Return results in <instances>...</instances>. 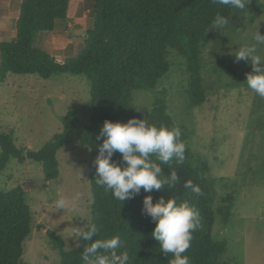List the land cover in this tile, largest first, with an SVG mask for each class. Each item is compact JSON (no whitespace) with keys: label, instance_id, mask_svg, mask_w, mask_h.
I'll list each match as a JSON object with an SVG mask.
<instances>
[{"label":"rangeland","instance_id":"obj_1","mask_svg":"<svg viewBox=\"0 0 264 264\" xmlns=\"http://www.w3.org/2000/svg\"><path fill=\"white\" fill-rule=\"evenodd\" d=\"M260 2V7L236 10L225 30H215L206 45L201 57L206 66L203 105L189 107L187 60L172 50L169 72L155 90L133 93L132 107L141 119H148L154 101L164 97L170 117L188 138L185 144L195 164H208L207 177L215 188L212 239L228 244L223 264H264V98L247 87L250 63L236 62L231 55L257 30L264 35V0ZM93 8L94 0H71L68 22L58 20L53 33L37 34L33 47L62 63L77 57L86 33L94 27ZM17 10L18 0H0V43L15 39ZM258 47L264 54V45ZM70 112L77 113L83 126L91 125L90 84L85 76L61 74L43 80L38 75L8 74L0 79V132H12L20 149L40 151L62 132V118ZM91 155L89 148L75 142L59 150L60 175L51 183L46 182L42 165L31 161L20 164L13 159L0 175V191L22 187L31 209L32 233L24 243L26 264H61L47 230L63 238L67 252L79 248L73 228L92 223ZM61 197L71 201L68 208L56 207ZM229 197L233 202L226 220L218 210L228 205Z\"/></svg>","mask_w":264,"mask_h":264},{"label":"trees","instance_id":"obj_2","mask_svg":"<svg viewBox=\"0 0 264 264\" xmlns=\"http://www.w3.org/2000/svg\"><path fill=\"white\" fill-rule=\"evenodd\" d=\"M71 0H18L17 17L13 28L15 39L0 43V79L8 74L38 75L49 80L54 75L85 76L90 84V126H83L76 112L62 118V132L40 151L20 149L12 132H0V175L11 160L20 164L27 161L42 165L47 183L59 178L57 153L71 143H78L91 150L89 183L93 194L92 223L97 239L120 235L130 252V264H168L171 254L164 256L159 244L151 236L155 223L143 214V199L151 195L155 203L160 197L177 201L187 200L199 212L200 223L190 248L184 253L190 264H223L222 256L227 242H215L212 228L215 211L212 204L215 188L207 177V163L195 164L193 152L186 146L185 161L161 165L163 175L176 171L179 181L175 188L165 186L160 191L143 190L135 198L119 202L111 193L95 183L94 159L98 155L96 139L105 120L126 123L130 118H140L132 107L135 91L152 92L169 72V51H175L187 60L190 73L187 102L197 108L206 102L201 57L215 30L210 29L217 13L230 17L236 10L213 3L212 0H94V27L86 33L84 45L77 57L59 63L49 53L34 48V38L39 33H53L58 20L67 23ZM260 7V0H250L248 7ZM218 74L215 63L212 64ZM141 119V118H140ZM157 126L177 127L168 113L165 98L154 101L148 118ZM181 130V129H180ZM184 143L188 140L181 131ZM114 160H120L116 153ZM155 159V157H152ZM191 180L199 185L202 195H196L184 183ZM233 198L218 213L227 220ZM32 213L22 187L8 192L0 191V264H26L23 261L24 243L32 233ZM43 229V227H39ZM46 235L51 247L57 251L61 264H83V248L67 252L64 240L52 230ZM82 242H79V245Z\"/></svg>","mask_w":264,"mask_h":264},{"label":"clouds","instance_id":"obj_3","mask_svg":"<svg viewBox=\"0 0 264 264\" xmlns=\"http://www.w3.org/2000/svg\"><path fill=\"white\" fill-rule=\"evenodd\" d=\"M232 10L246 11L250 0H212ZM228 16L217 13L211 21L210 29L223 32L229 25ZM264 45V35L257 30L250 40L238 46L231 53L236 62L247 61L251 72L246 73L248 89L258 97L264 98V54L259 47ZM179 127L155 125L148 119L130 118L126 123L105 120L96 139L98 155L94 159L95 183L111 193L112 197L123 202L135 198L143 190L150 193L160 191L167 186L175 188L179 181L176 171L163 175L161 165H170L171 161L183 164L186 157V144L181 139ZM120 160H114L116 153ZM155 157V159H152ZM196 195H202L199 185L191 180L184 183ZM58 209H66L71 201L61 197L55 201ZM143 214L151 217L155 223L151 236L159 244V250L168 257V264H190L184 253L190 248L193 232L199 226V212L187 200L177 201L175 197H160L155 203L151 195L143 199ZM95 224L73 228L74 238L82 242L81 259L83 264H130L131 256L120 235H111L97 239Z\"/></svg>","mask_w":264,"mask_h":264},{"label":"water","instance_id":"obj_4","mask_svg":"<svg viewBox=\"0 0 264 264\" xmlns=\"http://www.w3.org/2000/svg\"><path fill=\"white\" fill-rule=\"evenodd\" d=\"M59 62V61H58ZM59 63H62V62H59Z\"/></svg>","mask_w":264,"mask_h":264}]
</instances>
